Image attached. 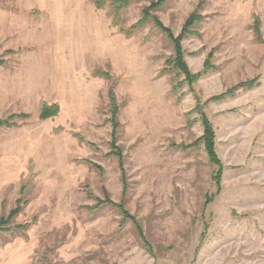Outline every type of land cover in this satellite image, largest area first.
<instances>
[{
    "label": "rangeland",
    "instance_id": "rangeland-1",
    "mask_svg": "<svg viewBox=\"0 0 264 264\" xmlns=\"http://www.w3.org/2000/svg\"><path fill=\"white\" fill-rule=\"evenodd\" d=\"M95 1L0 0V120L29 115L0 127V219L19 199L22 207L0 230V264H264V0H167L152 11L175 35L192 12L203 16L183 40L202 74L194 91L175 89L184 77L151 19L126 34L149 0L131 1L118 22L110 0ZM253 78L255 87L205 105L223 164L218 185L204 147L180 145L203 134L196 98ZM42 102L59 113L41 120ZM105 191L124 199L153 253L116 207L98 206Z\"/></svg>",
    "mask_w": 264,
    "mask_h": 264
},
{
    "label": "trees",
    "instance_id": "trees-1",
    "mask_svg": "<svg viewBox=\"0 0 264 264\" xmlns=\"http://www.w3.org/2000/svg\"><path fill=\"white\" fill-rule=\"evenodd\" d=\"M108 0H96L95 4L97 8H102L105 6L106 2ZM133 0H110V6L112 8V13L114 14L115 22H118L120 19V12L122 9L126 8ZM150 4L145 6L142 10V18L138 20L131 29L126 31V34H132L135 29H138L140 26H142L146 21L152 20L155 27L162 30L167 36L170 42L173 46V54L170 58L167 59V63L170 64V68L173 71H176L177 75L180 77H184L180 81V84L175 85V89H177L179 86H182L183 84H186L189 86L190 91H194V84L196 81L200 78L202 75L201 73H194L191 68L188 65V62L186 60V52L183 46V40L190 36V35H197L198 29L197 25L203 20V16L198 13V10L192 12L185 20L182 30L178 35H175L171 28L164 25V23L161 21V19L155 15L152 11L154 9L160 8L167 0H149ZM200 8V5L198 9ZM260 18L258 16L255 17V21L253 24V29L257 37H260ZM209 62L206 61L205 68L209 67ZM107 79H111V76L107 72H101L99 73ZM258 84V78H253L250 80L242 81L238 83L237 85L227 89L225 92L212 96L208 98L205 102H203L199 97L196 98V105L195 108H193L192 112L198 113L201 119V123L203 126V134L194 140L190 144H183L180 145L184 149H192L196 147L203 146L204 149L207 152L208 158L210 163L215 166L213 172V178L216 181L218 185L221 184L222 176H223V164L221 162V159L217 153L216 150V132L214 129V126L207 116L205 112V105L212 101H219L223 98H226L227 96L233 95L238 89H250L255 87ZM110 105H111V123H112V141H111V154L116 156L118 159V165L121 170V177L123 181V197L125 195L126 189H127V172L125 169V160L123 155V149L122 147L117 143L119 139V129L121 127V122L119 120V110L120 105L117 99V95L114 89V86H111L109 88L108 92ZM60 111V105L58 103H48V102H42L40 106V119L46 120L51 117L56 116ZM28 114H22V115H12L11 117L0 120V127L1 126H10L14 123L10 122L13 118L16 117H28ZM92 164V163H91ZM100 167V166H99ZM87 193L90 196H93L90 189H87ZM213 195H206V204L210 203L213 200ZM21 200H18V207L10 211L9 215L7 217H2L0 219V230H7L5 226L10 223V221L20 212L21 208L20 204ZM98 206L103 204H108L111 206L116 207L122 214V218L124 222L131 221L133 223V226L137 232V235L139 239L142 241V244L145 248H147L149 251L152 252V246L144 232L142 223L140 220L132 215L126 208L124 199H122L120 202H115L111 199L108 192L105 191V198L104 199H98ZM153 253V252H152Z\"/></svg>",
    "mask_w": 264,
    "mask_h": 264
}]
</instances>
